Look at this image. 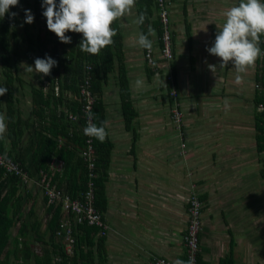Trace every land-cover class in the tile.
<instances>
[{"label": "crops", "instance_id": "crops-1", "mask_svg": "<svg viewBox=\"0 0 264 264\" xmlns=\"http://www.w3.org/2000/svg\"><path fill=\"white\" fill-rule=\"evenodd\" d=\"M169 1L175 60L170 69L165 68L176 71L181 105L169 97V87L159 69L164 64L161 39L153 28L159 20L158 12H153L148 25L153 30L149 34L148 29L155 54L152 65L146 61L148 49L137 42L143 31L137 23L141 15L136 1L131 12L113 22L121 44L111 51L113 70L102 74L103 85L96 95L107 121L108 136L103 142L109 149V163L94 172L95 181L103 182L102 214L109 230L101 236L94 227H73L76 246L71 254L62 251V237L56 235L52 240L51 209L39 182L44 176L50 179L52 163L57 165L54 170L60 176L56 183L65 193L69 194L73 180L64 170V162L56 157L47 161L49 172L35 164L44 151V141L53 138L52 131H56L61 117L70 121L69 115H77L80 121L79 93L66 87L64 79L65 67L77 59L73 46L78 41L69 32L66 35L71 37V43H61L47 29L43 0H19V5L0 19L8 31L5 46L0 41V86L12 89L14 111L12 120L8 118L5 94L1 111L8 127L0 139V152L18 163L31 179L24 184L0 168L4 171L2 180L8 176L17 178L15 197H21V215L33 212L39 222L46 243L35 238L36 253L41 256L44 249L54 253L52 259L33 257L26 263L11 256L10 264H149L159 258L187 264L184 238L193 194L203 204L199 264H264V149L259 151L260 144L264 148V110L260 109L264 106V55L240 74L242 80L237 84L238 73L233 65L220 67L221 60L207 49L223 27L224 13L238 6L240 0ZM26 9L34 16L30 25L24 23ZM11 13L17 15L13 18ZM259 48L264 52V33L259 35ZM46 56L57 61L48 76L28 72L22 66L34 67L35 59ZM209 65H215V71ZM87 67L93 70L87 64L86 72ZM37 91H42L41 100L48 101V105L36 106ZM127 102L137 113L130 128L123 108ZM175 107L181 114L179 129L185 136L175 129ZM57 142L60 150L64 140L60 137ZM227 170L230 182L250 192L245 226L240 225L238 210L218 206L222 199H229L217 189L221 171ZM8 192L14 194L13 190L4 191ZM63 218H68L64 211ZM9 232L13 237L18 234V230ZM62 252L67 256L65 260Z\"/></svg>", "mask_w": 264, "mask_h": 264}, {"label": "trees", "instance_id": "trees-1", "mask_svg": "<svg viewBox=\"0 0 264 264\" xmlns=\"http://www.w3.org/2000/svg\"><path fill=\"white\" fill-rule=\"evenodd\" d=\"M138 6L140 7V15L144 16V22L141 24L143 34L148 35V25L150 24V17L153 15L154 11H158L159 7L156 0H136ZM57 4L59 0H56ZM156 2V3H155ZM171 5V2L169 1ZM152 24V23H151ZM172 26V23H171ZM153 28H155L159 35L160 39L164 34L165 26L162 21L159 20L153 23ZM173 30V26H172ZM0 41L1 45L5 46V38L7 36V29L5 25L1 24L0 22ZM73 39L78 41L76 47L73 46L74 50H77V59L73 64H70L68 67H65L64 70V79L66 87H70L76 93L80 92V86L84 83L86 77H88L87 72L85 71V66L87 64H91L93 66V70L89 73L90 81H91V89L93 90L94 94L97 95L100 93L101 86L103 85V78L102 74H107L111 72L113 69L112 67V50L113 48H118L121 44L120 38L116 35L114 39V43L106 47L101 51L99 55H91L88 53L81 52L78 45L80 41L83 39L82 34L72 33ZM173 35V34H172ZM173 42H174V35H173ZM162 44V41H161ZM175 52V51H174ZM7 60L4 59V67L8 69ZM173 63V62H172ZM173 69V67H172ZM173 76L174 83L173 86L175 87L177 93V101L179 100V91L177 88L176 83V71L175 69L171 72ZM8 77V76H7ZM9 78V77H8ZM93 82V83H92ZM127 85V84H126ZM1 87V86H0ZM8 96V118L13 120L14 111L11 108V95L12 89L8 88L7 91ZM42 91L36 92V106L38 107L42 105H48V101L44 103ZM3 96L0 97V113L1 111V102ZM126 98H124L125 100ZM264 105V104H263ZM42 108V107H41ZM124 115L126 119V123L128 128H130V124L132 120L137 117V113L132 107L131 102H127L124 104ZM261 110H264V106L260 107ZM40 111V110H39ZM41 113V112H40ZM94 124L100 126L102 122L105 121L104 110L99 103L98 97H96V104L94 106V110L92 112ZM41 119H43V113H41ZM58 122V119H56ZM84 128V118L81 115L79 123L77 122H70L64 116L61 117L59 120V124L57 126L56 131H52L53 138L44 141L45 145L44 151H41L40 155L38 153V163L35 166L39 169L45 168L46 172H49V167L47 161L56 157L62 160L65 164L64 170L69 172V177L73 181L71 183L75 184V186L71 183L69 187V191H67L73 198H77L79 194L83 193L87 190V184L89 182V169L87 168L86 163L82 157V152L85 148V136L83 134ZM63 138L64 143L62 148L58 149V138ZM95 144V156H96V168L105 166L107 167L109 163V149H107V144L101 142L94 138ZM264 149L260 144L259 151ZM264 163V161H263ZM52 176L48 179L52 184L55 185L56 182H59L60 176L56 174V171L53 169ZM4 175V171L0 169V264H10V258L13 256L15 261L23 260L25 263L30 260L31 258L35 257L39 259V257L44 259H52V253L48 250H43L42 255H38L35 249V238H39L38 241L42 243H46L44 240V235L39 231V222L37 219H34L33 212H31L28 216L24 217L21 215L22 210V201L21 197H15L16 191V184L18 183L17 178L8 176L4 180L2 177ZM69 181V180H68ZM95 181V180H94ZM97 189H95V207L100 212L103 213V208L105 205V197H104V187L103 182L96 180L95 181ZM57 184V183H56ZM58 185V186H57ZM56 186L62 190V187L57 184ZM6 189L9 191L13 190L14 194L4 193ZM47 202V199H46ZM201 202V201H200ZM48 205V203H47ZM49 206V205H48ZM50 213H51V220L49 222V228L51 229V236L53 237L52 240L57 235V232L60 230L62 221H63V211L60 206H49ZM13 213V217L11 214ZM81 227V226H79ZM88 226L84 227V230L87 229ZM95 228V227H94ZM97 229V228H96ZM10 230H18V234L16 237L12 236V233L9 232ZM12 244L11 248L8 249V246ZM76 246V245H75ZM62 247V246H61ZM65 244H63L62 251H64ZM61 251V249H59ZM63 253V252H62ZM54 254V253H53ZM63 253V260L66 259L67 256ZM4 256V258H1ZM200 256V255H199ZM63 262V261H62ZM199 262V259H198ZM64 263V262H63ZM46 264V263H45Z\"/></svg>", "mask_w": 264, "mask_h": 264}, {"label": "clouds", "instance_id": "clouds-1", "mask_svg": "<svg viewBox=\"0 0 264 264\" xmlns=\"http://www.w3.org/2000/svg\"><path fill=\"white\" fill-rule=\"evenodd\" d=\"M135 3L136 0H59L57 4L56 0H43L42 15L46 18L47 29L61 43H71V37L66 35L69 32L82 34L83 39L78 45L80 51L99 55L114 43L113 38L117 32L112 27L113 22L131 12ZM18 5L19 0H0V19ZM16 15L11 13L13 18ZM224 16L226 19L223 27L217 32L213 46L207 51L221 60L220 67H227L229 63L233 65L238 73L236 83L239 84L242 80L240 74L245 73L258 57L264 55L259 48V35L264 33V3L261 0H240L239 5L228 9ZM25 17L24 23L30 25L34 22L30 9L25 10ZM144 19L141 15L137 23L142 24ZM149 34H153L151 28ZM137 42L140 47L151 50L152 42L148 35L141 33ZM56 65L57 61L50 56L35 59L34 67L22 64L26 71L43 76L50 75ZM209 69L213 72L216 66L209 65ZM7 91L6 87H0V97ZM91 120L92 114L89 113V123L84 128V134L103 142L108 136L107 121L97 126ZM7 127V117L0 113V139L5 137Z\"/></svg>", "mask_w": 264, "mask_h": 264}, {"label": "built area", "instance_id": "built-area-1", "mask_svg": "<svg viewBox=\"0 0 264 264\" xmlns=\"http://www.w3.org/2000/svg\"><path fill=\"white\" fill-rule=\"evenodd\" d=\"M159 10L158 17L165 26L164 34L162 36L161 44V56L164 64L159 68L164 74V83L169 87V97L177 102V93L173 86L174 79L171 75L170 66L175 60V50L173 42V30L172 19L170 12L169 0H156ZM146 61L149 64L155 65L154 51L148 50L146 53ZM169 67V69L165 68ZM91 68L87 67L88 77H86L84 83L80 86V100H81V114L84 118V128L89 123V113L92 114L94 106L96 104V95L91 89V81L89 72ZM59 90V88H56ZM176 108V107H175ZM261 109V108H260ZM174 118L178 124L182 121L181 114L175 109ZM68 119L72 122L79 121V116L69 115ZM92 123H94L92 116ZM83 128V134H84ZM85 148L82 152V157L87 164L90 172L89 182L87 184V190L81 193L78 198H73L69 194L60 190L56 185L52 184L47 177H42L39 182V186L42 187L44 195L47 199L49 206H60L68 218L63 219L60 230L57 232L59 237L64 239L65 250L68 254H71L73 247L76 243L73 227L87 225L98 229V233L101 236H105L108 233L109 225L104 219L102 213H100L95 207V195H94V180L96 179V156L94 148V137L85 135ZM53 169H58L57 165L51 164ZM0 168L4 169L7 174L15 175L24 184L30 182L29 175L21 168V166L9 159L6 155L0 152ZM202 211L203 204L200 202L197 195H192L190 198L189 217L190 222L188 230L184 238V245L187 252V264H199L198 259L200 255V233L202 230ZM149 264H172L167 259L159 258Z\"/></svg>", "mask_w": 264, "mask_h": 264}, {"label": "rangeland", "instance_id": "rangeland-1", "mask_svg": "<svg viewBox=\"0 0 264 264\" xmlns=\"http://www.w3.org/2000/svg\"><path fill=\"white\" fill-rule=\"evenodd\" d=\"M171 8L172 7H170V9ZM179 101H180V98L178 100V103H180V105H181V102H179ZM175 109H172V112H173V110L175 112ZM173 122L175 125V129L177 131H179L180 133H182L183 136H185V132L184 131L181 132V130L179 129L180 124H178L176 122L175 118L173 119ZM183 125L185 126V122H183ZM181 139H183V138H181ZM186 147H187V144L185 142H183L182 148L186 150ZM183 153H184V151H183ZM228 172H229L228 170L227 171H221L220 177H219V180L217 183V189H218L220 194L228 195L229 199L228 200H226L227 198L222 199L221 202L218 203V206H219V208L225 207V208H229V209L234 208V209L238 210V217H239L240 225L245 226L246 221H247V218H246L247 207H248V205H247L248 201L247 200H248V196L250 195V192L246 193L245 191H242L241 186L238 187L236 184L230 182L227 179V175H226ZM194 177L200 178L199 175H194ZM230 195H232V198L230 197ZM231 199H233L234 201ZM28 204L30 205L31 203H28ZM236 205H238V206H236Z\"/></svg>", "mask_w": 264, "mask_h": 264}]
</instances>
